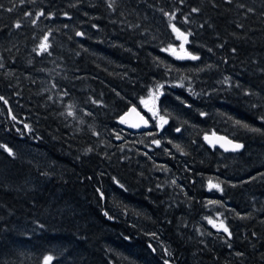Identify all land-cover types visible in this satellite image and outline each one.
<instances>
[{
	"label": "trees",
	"instance_id": "trees-1",
	"mask_svg": "<svg viewBox=\"0 0 264 264\" xmlns=\"http://www.w3.org/2000/svg\"><path fill=\"white\" fill-rule=\"evenodd\" d=\"M0 264H264V0H0Z\"/></svg>",
	"mask_w": 264,
	"mask_h": 264
},
{
	"label": "water",
	"instance_id": "water-1",
	"mask_svg": "<svg viewBox=\"0 0 264 264\" xmlns=\"http://www.w3.org/2000/svg\"><path fill=\"white\" fill-rule=\"evenodd\" d=\"M117 122L122 127L132 131H143L151 127V123L146 115L135 105H130L122 112ZM203 142L209 147H217L223 152L235 150L237 143L228 137L217 134H206L202 137Z\"/></svg>",
	"mask_w": 264,
	"mask_h": 264
},
{
	"label": "rangeland",
	"instance_id": "rangeland-1",
	"mask_svg": "<svg viewBox=\"0 0 264 264\" xmlns=\"http://www.w3.org/2000/svg\"><path fill=\"white\" fill-rule=\"evenodd\" d=\"M138 108L141 109L156 126L160 127L164 124L165 118L160 116L156 110L155 94L153 91H149L146 96L140 98Z\"/></svg>",
	"mask_w": 264,
	"mask_h": 264
}]
</instances>
